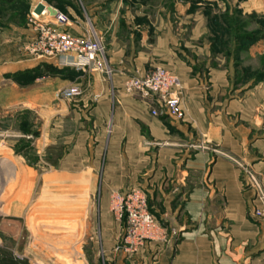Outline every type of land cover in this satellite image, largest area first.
I'll list each match as a JSON object with an SVG mask.
<instances>
[{"label": "crops", "instance_id": "crops-1", "mask_svg": "<svg viewBox=\"0 0 264 264\" xmlns=\"http://www.w3.org/2000/svg\"><path fill=\"white\" fill-rule=\"evenodd\" d=\"M80 1L81 14L72 12L64 29L101 40L111 77L24 52L32 28L0 31V48L9 47L0 57V193L17 194L0 220V264H52L51 249L60 252L57 264H83L78 234H45L55 242L35 251L30 206L34 194H53L61 220L68 192L94 191L102 193L94 248L104 264H264V220L253 214L246 174L264 182V87L234 86L233 67L210 52L203 66L188 63L169 49L173 31L154 22L152 32L136 18L143 12ZM157 68L180 78L183 119L155 117V101L125 90L130 78ZM70 87L81 95L62 98ZM132 189L146 195L161 225L178 230L175 246L148 243L133 257L113 251L125 223L114 218L112 194Z\"/></svg>", "mask_w": 264, "mask_h": 264}, {"label": "rangeland", "instance_id": "rangeland-1", "mask_svg": "<svg viewBox=\"0 0 264 264\" xmlns=\"http://www.w3.org/2000/svg\"><path fill=\"white\" fill-rule=\"evenodd\" d=\"M43 1L55 5L70 17L72 12L76 15L81 14L80 0H0V31L4 32L11 27L32 28L29 24L30 11L39 3L44 4ZM94 3L101 4L104 9L112 2L84 0L85 6ZM114 3L121 4L124 9L131 12L132 16L139 14V11L143 12L140 13L142 17L136 18L144 21L152 32L154 22L162 27L163 32L172 30L174 40L172 44H169V49L183 53L184 59L188 58L186 59L188 63L194 61L196 66H203V57L210 52L213 58H223L228 66L233 67L234 86H242L248 90L264 87V0H124L122 3L121 0H115ZM3 38L4 36L0 35V39ZM150 40L154 41L153 37H150ZM28 42H22L21 45L26 53H28L26 51ZM8 48H0V57L9 52ZM196 53L200 55L197 56ZM226 63L223 66H226ZM213 65L217 67L219 64L216 62ZM247 89L243 90V93L247 92ZM241 95L242 93L237 94L238 97ZM246 174L248 175L247 186L252 188L249 174ZM257 180L263 182L259 178ZM253 194L252 199L255 200L256 194ZM16 195V193H0V220L6 218L4 214ZM101 199L102 193L95 191L82 194L68 192L66 215L59 220V215L55 214L58 212V197L53 194H34L32 200L34 203L30 206L33 210L31 213L34 212V215L29 222L30 242L37 245L35 251H39V248L41 250L39 245L43 243L53 245L55 242L54 240L43 241L45 234L54 236L78 234L81 238L79 243L81 242L82 245L79 251L83 264H92L94 256L98 257L99 264H104L102 250L98 248L96 251L94 248L95 237L100 233L99 212L101 210H99V205ZM42 200L52 201L47 203ZM47 205H56V209L53 211L44 208ZM24 221L26 223L27 220ZM161 226L169 238L165 244L173 243L175 246L179 240L178 230L165 223ZM69 244L68 241L67 249L70 247ZM4 246L9 249L13 247L9 240ZM117 246L113 251L119 254L115 250ZM51 250L53 255L50 261L52 264H57L60 252ZM43 252L41 255L44 254ZM72 255L75 256L74 253Z\"/></svg>", "mask_w": 264, "mask_h": 264}, {"label": "built area", "instance_id": "built-area-1", "mask_svg": "<svg viewBox=\"0 0 264 264\" xmlns=\"http://www.w3.org/2000/svg\"><path fill=\"white\" fill-rule=\"evenodd\" d=\"M49 8L55 10L54 14ZM71 23L70 16L56 7L39 3L29 14V24L34 37L26 44V51L35 57L55 60L59 65L78 70H95L111 77L113 71L106 59V50L100 39L74 36L64 28ZM125 90L146 100L155 101L159 110H152L155 117L183 119V86L180 78L165 68L130 78ZM78 87H70L60 96L72 99L81 95ZM256 194L254 214L264 220V183L249 174ZM111 211L118 222L125 223V233L116 252L126 257L138 255L148 243H167L165 229L151 213L146 195L139 189L112 194Z\"/></svg>", "mask_w": 264, "mask_h": 264}, {"label": "water", "instance_id": "water-1", "mask_svg": "<svg viewBox=\"0 0 264 264\" xmlns=\"http://www.w3.org/2000/svg\"><path fill=\"white\" fill-rule=\"evenodd\" d=\"M50 9V11L52 12V14H54L55 12V10H53V8H49Z\"/></svg>", "mask_w": 264, "mask_h": 264}, {"label": "trees", "instance_id": "trees-1", "mask_svg": "<svg viewBox=\"0 0 264 264\" xmlns=\"http://www.w3.org/2000/svg\"><path fill=\"white\" fill-rule=\"evenodd\" d=\"M50 4V3H49ZM51 5H53V4H51Z\"/></svg>", "mask_w": 264, "mask_h": 264}]
</instances>
